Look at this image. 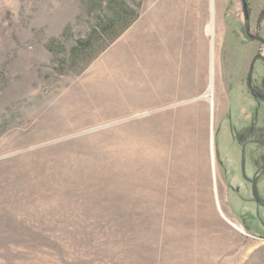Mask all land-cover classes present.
<instances>
[{"label": "rangeland", "instance_id": "1", "mask_svg": "<svg viewBox=\"0 0 264 264\" xmlns=\"http://www.w3.org/2000/svg\"><path fill=\"white\" fill-rule=\"evenodd\" d=\"M126 1L136 19L85 66L89 0H0V264H264V101L247 86L264 0H223L212 109L154 92L153 74L177 86L195 65L160 39L129 89V33L168 0Z\"/></svg>", "mask_w": 264, "mask_h": 264}, {"label": "bare ground", "instance_id": "2", "mask_svg": "<svg viewBox=\"0 0 264 264\" xmlns=\"http://www.w3.org/2000/svg\"><path fill=\"white\" fill-rule=\"evenodd\" d=\"M222 3L223 0H168L161 5V14L159 13L154 17L152 23L153 25L155 23V25L152 27V30L142 25V27L131 30L128 36V50L124 56L126 60H129V74L131 75L129 76V89L134 90L133 70L135 69V62L142 60L145 63L142 57L143 49L148 48V45H150L151 50L155 45L154 42L156 43V40L160 39L163 46L169 45V47L176 48L173 52L174 57L176 51H178L180 57L184 56L185 58H191L192 55L189 54H193L195 56V65L190 83L188 81L182 82L183 71L180 68V79L177 86L174 80V73H169V68L165 69V71H160L159 76L153 74V77L157 79V82L152 85L154 92L161 89L165 92L163 97L169 98L174 94L189 95L203 91L200 97L209 99L212 109L215 100V87L218 89L217 93H219V96L223 97V84L219 82L218 78L220 65L219 46L222 35L220 20ZM167 54L169 55V48ZM208 73L209 84L205 89L201 87L203 84L201 83V78L207 76ZM216 77L218 79L217 83ZM138 78L142 83L143 77L138 76ZM139 88V92L143 90L144 93H147V90L149 91L150 89V84L147 80H144ZM173 88H175V91L172 94ZM216 96L218 97V94ZM155 100L153 99V101ZM211 148L212 170L216 177L217 165L213 141ZM143 156L146 159L150 157L147 152L143 153ZM214 187L215 191L218 192L217 181H215ZM217 201H220L218 197Z\"/></svg>", "mask_w": 264, "mask_h": 264}, {"label": "trees", "instance_id": "3", "mask_svg": "<svg viewBox=\"0 0 264 264\" xmlns=\"http://www.w3.org/2000/svg\"><path fill=\"white\" fill-rule=\"evenodd\" d=\"M89 6L90 10H94L97 14L95 28L100 37L97 39L96 43H94L92 39H88L89 41L83 43V52H89L93 46L98 47L86 58L84 62L85 66L118 38L137 17L135 8L130 6L126 0H89ZM243 6L245 14L248 15L250 11L246 0H243ZM261 16L264 18V10ZM249 38L251 40H259L264 44V38L259 32L250 33ZM259 58L264 59V56H261L260 52L255 55L248 72L247 86L253 96L264 99V76L262 81L257 83L253 75L255 61Z\"/></svg>", "mask_w": 264, "mask_h": 264}, {"label": "flooded vegetation", "instance_id": "4", "mask_svg": "<svg viewBox=\"0 0 264 264\" xmlns=\"http://www.w3.org/2000/svg\"><path fill=\"white\" fill-rule=\"evenodd\" d=\"M255 98H256V97H255ZM257 99H259V100H260V102H261V101H264V99H263V98H262V99H261V98H257Z\"/></svg>", "mask_w": 264, "mask_h": 264}, {"label": "crops", "instance_id": "5", "mask_svg": "<svg viewBox=\"0 0 264 264\" xmlns=\"http://www.w3.org/2000/svg\"><path fill=\"white\" fill-rule=\"evenodd\" d=\"M263 8H264V6H263Z\"/></svg>", "mask_w": 264, "mask_h": 264}]
</instances>
